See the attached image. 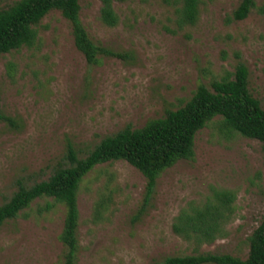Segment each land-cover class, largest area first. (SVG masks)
<instances>
[{
	"label": "rangeland",
	"instance_id": "374dc122",
	"mask_svg": "<svg viewBox=\"0 0 264 264\" xmlns=\"http://www.w3.org/2000/svg\"><path fill=\"white\" fill-rule=\"evenodd\" d=\"M17 1L0 0V10ZM173 1L111 0L118 22L109 27L100 19L102 0H82L80 21L108 53L98 65H88L70 22L56 10L38 24L32 47L0 55V106L13 121H0V205L20 184L31 187L66 166L70 149L82 159L104 138L164 117L239 62L264 109V0H255L242 21L228 20L239 0H201L197 23L183 28ZM220 119L196 134L193 161L180 160L160 175L147 205L146 179L125 161L86 177L76 264H165L206 253L246 258L248 238L264 219V146L225 138ZM215 191L235 194L225 236L197 247L174 234L181 209L212 200ZM102 197L107 209L95 220ZM45 201L51 199L35 201L0 227V264H64L58 238L64 208L39 213Z\"/></svg>",
	"mask_w": 264,
	"mask_h": 264
},
{
	"label": "trees",
	"instance_id": "16d2710c",
	"mask_svg": "<svg viewBox=\"0 0 264 264\" xmlns=\"http://www.w3.org/2000/svg\"><path fill=\"white\" fill-rule=\"evenodd\" d=\"M81 1L19 0L7 9H1L0 55L32 47L37 39L38 24L56 10L70 22L75 47L84 55L88 65H98L101 57L108 53L91 40L82 25L79 18ZM173 3L180 28L197 23L201 0H174ZM255 7V0H239L228 20L242 21ZM100 19L109 27L116 26L118 18L111 0H102ZM248 78L246 66L239 62L232 73L211 81L210 87L199 84L183 106L167 111L164 117L152 119L139 129L125 128L104 138L82 159L70 149L66 166L56 168L48 180L31 187L20 184L12 197L0 205V227L18 218L35 201L51 199V202L45 201L39 206L38 212H49L56 205L63 206V228L58 238L65 248L64 264H76L80 217L78 195L86 177L98 167L116 161L133 166L146 179L144 205H147L164 171L180 160H194L195 136L215 117L221 118L216 126L225 138L239 135L258 140L264 146V109L250 93ZM0 121L13 125V121L2 113L1 106ZM107 200L102 197L95 203V220H99L107 209ZM234 200L233 192L215 191L212 200L181 209L174 219L173 233L197 247L223 238L225 227L233 218ZM165 264H264V219L248 238L245 259L206 253L169 257Z\"/></svg>",
	"mask_w": 264,
	"mask_h": 264
}]
</instances>
